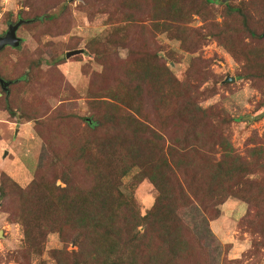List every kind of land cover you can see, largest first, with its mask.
I'll return each instance as SVG.
<instances>
[{"label": "rangeland", "instance_id": "374dc122", "mask_svg": "<svg viewBox=\"0 0 264 264\" xmlns=\"http://www.w3.org/2000/svg\"><path fill=\"white\" fill-rule=\"evenodd\" d=\"M196 1L199 5L205 3L204 0ZM230 1L238 4L246 0ZM108 4L109 0H0V35L20 18L29 19L17 31L22 38L21 45L7 46L0 52V73L10 80L17 78L13 98H25L29 103L35 100L39 108L37 118L27 120L31 110L17 107L15 102V114H12L5 107L0 84V180L1 174L6 173L25 187L42 174L45 179L55 180L58 186L66 185L58 178L63 165L53 150L61 153L66 150L65 143L71 137L67 140L64 134L69 133L71 127L84 125L85 117L105 116L103 103L100 111H95L91 105L106 95V87H100L103 83L101 77L109 75L111 66L129 56L123 37L135 42L142 39V25L108 21L109 13L104 9ZM202 10V13L195 12L186 23L185 34L189 38L186 44L163 27L145 38L151 48L159 50L163 63L181 85L160 102L154 101L151 95L147 99H138L142 102L140 107L135 104L138 115H134L166 136L167 145L188 131V141L177 146L184 147L183 154H192L189 143L195 141L190 133L191 127L182 123V115L187 116L182 112L201 108L211 113V108L215 107L223 115L234 118L225 133L229 135L235 152L248 160L252 149H263L262 153L256 154L262 167L264 86L261 90L250 73L256 63H264V58L261 60L262 55L253 54L252 66L247 69L245 61L235 57L210 34L211 22L224 24V4L220 0L205 3ZM43 13L52 18L38 21V16ZM116 26L122 29H116ZM227 29L229 38L239 43L243 50L264 46V37L252 40L240 17L232 19ZM259 32L264 35V25ZM74 49H83V52L67 58V51ZM25 73H29L28 81L20 79ZM228 78L234 80L227 81ZM29 80H38L40 88L36 82L30 87ZM182 85L187 86L183 92ZM95 104L99 105L97 101ZM117 104L126 112L122 103L117 101ZM73 113L77 117L71 121L68 117ZM54 115L61 116L54 122H59L62 129L45 121ZM105 129L99 132L104 134ZM199 150L196 159L207 151ZM220 156L221 153H217V157ZM138 172V167L131 168L123 177L120 188L134 198L144 214L155 203L159 191L149 178L137 177ZM178 173L181 176L182 172ZM254 176V179L259 178V175ZM258 180L261 181L259 185L255 181L243 180L233 190L223 192L227 198L218 206L220 215L214 220H208L197 205L179 212L202 241V251L207 250L209 264H264V246L257 244L264 231V199H250L249 203L243 198L246 190L264 195V191H260L264 180ZM8 201L7 197L3 198L1 203L4 205L0 204V264H61V258L68 256L66 252L77 249L73 243L64 241L58 232L50 233L41 247L31 244L23 226L9 219L5 211Z\"/></svg>", "mask_w": 264, "mask_h": 264}, {"label": "trees", "instance_id": "16d2710c", "mask_svg": "<svg viewBox=\"0 0 264 264\" xmlns=\"http://www.w3.org/2000/svg\"><path fill=\"white\" fill-rule=\"evenodd\" d=\"M204 1L209 4L216 0ZM220 1L225 6L224 24L211 22L210 34L235 57L245 61V67L250 69L253 54L262 55L261 60L264 58V46L243 50L239 43L229 38L227 28L232 19L240 17L252 40L263 38L259 29L264 25V0H246L238 4ZM205 3L199 5L196 0H109L104 8L109 13L108 21L142 25V39L135 42L123 37L129 56L111 66L109 75L101 77L100 87H106V95L102 100H95L99 105L95 101L91 105L95 111H100L103 103L105 116L85 117L84 125L71 127L70 131L63 128L69 131L64 134L67 140L71 137L65 143L64 154L52 149L63 165L58 178L66 185L58 186L55 180L39 174L23 187L8 174H1L0 204L4 205L1 199H9L5 211L9 219L23 226L31 244L41 247L50 233L58 232L64 241L77 247L66 252L68 256L61 258V264H209V254L207 250L202 251V241L179 212L197 205L208 220H214L220 215L218 206L227 198L223 192L233 190L243 180L255 181L257 185L261 183L259 178L264 180V165L261 167L256 156L263 149H252L248 160L237 154L225 133L234 118L223 115L215 107L211 108V113L201 108L182 112L187 114L182 115V123L191 127L195 141L189 143L192 154H183L184 147L177 146L188 141V131L167 145L166 136L135 116L138 115L135 104L140 107L142 102L138 99L151 95L154 101L160 102L181 85L163 63L159 50L151 48L145 38L163 27L184 44L188 43L186 23L195 12L202 13ZM50 18L51 15L43 13L37 19ZM260 63H256L250 74L263 90L264 63ZM0 76L10 82L7 89H2L6 109L15 114L16 102L17 107L31 110L27 120L36 119L39 108L35 100L29 103L25 98H13L17 78L10 80L1 73ZM28 76L29 73H25L20 79L28 81ZM35 82L39 84L38 80H29L30 87ZM182 87L183 92L187 86ZM31 91L36 93L34 88ZM117 101L125 106L126 112ZM76 117L73 113L68 118L73 121ZM60 119L61 116L54 115L45 121L62 129L59 122H54ZM103 128H106L104 134L99 132ZM35 129L40 133L38 126ZM199 149L207 151L196 159ZM217 153L221 156L217 157ZM133 167L139 169L137 177L149 178L159 191L155 203L144 214L134 198L120 188L123 177ZM178 172H182L181 176ZM254 175L259 178L254 179ZM78 179L88 184L83 185ZM260 191H264V186ZM243 198L250 203V199H264V195L246 190ZM262 233L259 246H264V231Z\"/></svg>", "mask_w": 264, "mask_h": 264}, {"label": "water", "instance_id": "95a60500", "mask_svg": "<svg viewBox=\"0 0 264 264\" xmlns=\"http://www.w3.org/2000/svg\"><path fill=\"white\" fill-rule=\"evenodd\" d=\"M25 22H28V20H24L22 18L19 19L16 23H12L9 25L8 30L5 32V34L0 35V51L7 46L19 47L21 45L22 38L18 36L17 31L19 27ZM82 52H83V49L70 50V51H67L66 57L68 58L75 54H80ZM230 80L232 81L234 80V78L227 79V81H230ZM0 84L3 89H7V86L10 84V82L3 79L0 76ZM249 119H252V118H249ZM7 152L8 151H6L5 154H7ZM0 234H2V231H0Z\"/></svg>", "mask_w": 264, "mask_h": 264}]
</instances>
